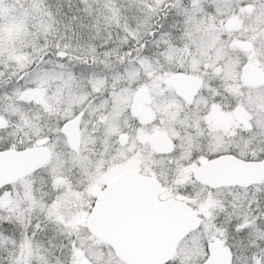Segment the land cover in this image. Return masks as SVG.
<instances>
[{
  "label": "snow or ice",
  "instance_id": "snow-or-ice-1",
  "mask_svg": "<svg viewBox=\"0 0 264 264\" xmlns=\"http://www.w3.org/2000/svg\"><path fill=\"white\" fill-rule=\"evenodd\" d=\"M0 264H264V0H0Z\"/></svg>",
  "mask_w": 264,
  "mask_h": 264
}]
</instances>
